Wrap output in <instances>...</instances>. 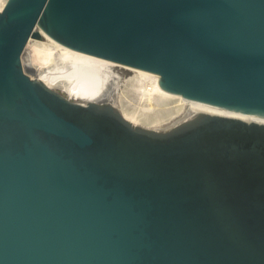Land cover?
Wrapping results in <instances>:
<instances>
[{
	"label": "water",
	"instance_id": "water-1",
	"mask_svg": "<svg viewBox=\"0 0 264 264\" xmlns=\"http://www.w3.org/2000/svg\"><path fill=\"white\" fill-rule=\"evenodd\" d=\"M42 29L264 115V0H7L0 11V264H264V119L167 129L82 103L22 65Z\"/></svg>",
	"mask_w": 264,
	"mask_h": 264
},
{
	"label": "bare ground",
	"instance_id": "bare-ground-1",
	"mask_svg": "<svg viewBox=\"0 0 264 264\" xmlns=\"http://www.w3.org/2000/svg\"><path fill=\"white\" fill-rule=\"evenodd\" d=\"M6 1L0 0V11ZM39 30L41 36L30 37L26 43L23 68L33 73L30 77L39 78L70 99L109 102L132 123L160 130L185 120L196 109L264 119L261 114L186 99L162 88L158 73L71 48ZM132 99L137 107L128 110L124 101Z\"/></svg>",
	"mask_w": 264,
	"mask_h": 264
},
{
	"label": "rangeland",
	"instance_id": "rangeland-1",
	"mask_svg": "<svg viewBox=\"0 0 264 264\" xmlns=\"http://www.w3.org/2000/svg\"><path fill=\"white\" fill-rule=\"evenodd\" d=\"M25 52V49H24V51H23V53ZM27 53H29V50L28 51H26V58L28 57V55H27ZM28 74H33V73H30V72H27ZM134 98H135V96H133ZM125 102V107L128 109V110H132L133 108H136L137 107V105H136V101H134L133 99L132 100H126V101H124Z\"/></svg>",
	"mask_w": 264,
	"mask_h": 264
}]
</instances>
